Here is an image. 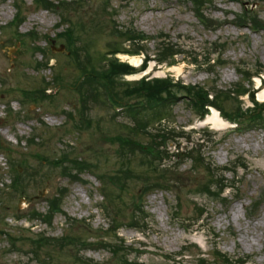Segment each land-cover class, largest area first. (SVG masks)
I'll return each instance as SVG.
<instances>
[{
    "label": "rangeland",
    "instance_id": "rangeland-1",
    "mask_svg": "<svg viewBox=\"0 0 264 264\" xmlns=\"http://www.w3.org/2000/svg\"><path fill=\"white\" fill-rule=\"evenodd\" d=\"M243 1L247 7L253 4V12L264 22V3L255 0ZM19 3L26 9L25 20L19 31L25 34L30 31L38 32L40 38L35 44L45 48L46 52L44 55L41 52L33 53L34 39L27 34L23 35L24 39L17 35L13 27H9L16 13L15 3L13 0H0V77L6 80L5 84L0 81V91L7 88L12 90V93L0 99V140L5 147H10L7 152L0 147V264H81L83 259H92L93 264H118L119 255H112L110 250V244L115 241L117 234L113 230L110 234L106 232L109 220L105 219L104 212V206L109 205L113 211L115 204L122 210L120 217L123 216L121 221L124 223L118 236L127 245L133 246L134 253L131 257L140 255V262L171 264L172 262H161L164 260L163 255L175 254L184 245L193 244L198 247H192L193 255L184 257L183 264H197L198 253L208 254L214 242H218L219 248L229 255H249L253 257L249 264H264V203L252 218H247L245 214V207L249 205L250 199L264 194V130L252 127L236 130L233 124L224 130H215L211 125L199 121L187 103L180 100L175 105V126L184 127L186 130L194 129L197 133L192 132L191 142L186 138L180 139L179 143L177 140L171 141L169 148L172 151L178 148L177 144L183 150L191 146L193 141L198 142L200 138H205L200 144L203 145L206 156L217 165L224 166L236 156L247 159L248 168L238 171L239 191L228 197L227 206L221 201L198 194L207 173L201 171V168L194 172L190 167V160H185L170 177L178 185L174 193L162 188L143 191L140 181L126 184L124 190L119 192L116 185L109 188V181L108 185L101 183L97 174L88 170L83 176L87 182H73L63 177L60 170L51 167L50 161H43V154L49 156V159L56 157L63 149L61 141L74 142L73 149L76 154L88 160L94 161L97 153H102L103 156L108 154V162L105 161V156L100 164L98 162L108 179L113 173L112 169L118 166L115 151L119 144L112 142L113 137L116 134H127L131 120L123 114L114 117V109L102 102L96 106L94 104L90 110L92 126L86 125L82 131H76L68 125L69 118L63 111H80L75 92L78 88L74 87V83L81 73L75 69L67 50H58L59 41L49 42L44 37L49 35L52 39L59 32L56 25L60 22V15L58 12L38 8L34 0H19ZM104 4L114 18L107 14L103 18L105 26H85L77 31L81 38L78 45L93 42L89 44L90 49L86 45L88 52L81 51L83 58L89 51L93 52L90 54L97 55L105 52L111 44L123 41L119 32L126 27H133L150 36L160 32L169 33L175 42L189 50V53L178 56V63L173 66L175 69L151 61L147 70L141 72L148 77L171 75L185 83L206 87L215 83L217 88L226 89L241 78L236 71L237 64L252 66L258 60L264 64V31L254 33L250 29H241L232 24L234 14L242 11L239 0H216L214 5L207 8L209 17L223 22V26L216 31H209L207 26L201 24L191 2L187 0H87L86 7L72 13L75 12L74 17L78 11L82 15L90 11L96 13L95 10H101L98 14L104 13ZM115 27L119 29L118 33L115 32ZM224 40L230 41L223 55L228 63L213 72L204 57L205 49L216 41ZM148 43L147 49L153 58L156 41L150 40ZM49 47L55 49L51 51ZM194 56H199V62L192 59ZM49 60H52L49 67H35L38 61L46 63ZM96 63L99 65L100 62ZM131 64L135 65L133 62ZM57 73L64 80L61 86L53 79ZM141 73L129 75L125 80H138ZM254 82L256 88L258 79L255 78ZM40 86L49 88L50 97L34 102L21 92ZM234 100L238 104L241 99ZM243 100L246 104L250 103L247 97H243ZM10 101L14 112L20 111L24 114L25 119L22 122H16L15 117L9 118L13 113L6 112V103ZM230 102L225 104L230 110H234L235 107ZM208 133L215 143L209 141L206 135ZM32 136L37 138L30 146L28 143ZM148 137L143 135L141 139L147 141ZM136 163L137 161L133 162L134 168L138 166ZM29 172L33 173V177L28 180L26 191L15 192V175L22 178ZM225 177L231 179L232 174L228 173ZM61 187L67 188L63 213H58L52 224L45 223L36 216L31 217L33 210L45 212L48 209L47 199L62 189ZM103 187L111 193L115 204L103 198ZM176 193L183 198L179 208L183 217L181 221H175L172 217L177 205ZM229 193L230 190H227L225 195ZM237 196L240 200L235 201L234 197ZM194 203L207 208L208 214L205 216L208 219L207 224H210L208 227L218 234V238L208 227L198 229L202 220L198 225L195 223ZM141 204L146 206L152 222L149 228L139 231L130 228L127 223L131 205L138 207ZM42 234L52 237L72 235L91 242V245L85 248L79 244L60 246V249L58 246L43 247L40 262L32 254L28 238L21 237ZM12 236L16 237L17 248L11 247ZM97 242H101V245L93 247L92 243Z\"/></svg>",
    "mask_w": 264,
    "mask_h": 264
},
{
    "label": "trees",
    "instance_id": "trees-1",
    "mask_svg": "<svg viewBox=\"0 0 264 264\" xmlns=\"http://www.w3.org/2000/svg\"><path fill=\"white\" fill-rule=\"evenodd\" d=\"M198 10L206 3L211 2L212 0H202L198 3V0H192ZM53 6V3H51ZM95 23V21H94ZM97 25V24H96ZM121 37L124 40L129 41L131 44L134 45L132 49H127L122 47V45L115 44L111 50H108L104 53V55L100 54V65H98L94 58V54L87 53L85 59L81 57L80 51H87L86 46H81L78 51L73 52L74 60L77 64V69L83 73H90L96 74L101 76L102 78L107 79L109 84V90L118 95L119 99L123 100L126 97L132 96L133 98H140L145 101V105L142 109V112H147L148 110L153 111V115L151 120L149 118L141 119L140 116L142 115L141 110H132L128 112V115L136 120V125L132 129V132L137 135L139 132H148V129L154 123H161L166 117H169L171 111V103L176 98L177 94L185 90L188 95L191 97L194 103H199L200 107L203 108L206 101H209V91H205L202 87H190L184 86L180 84H176L172 81V79H154V80H142L135 83H122L119 80V89L117 86V77H122L126 73H131L134 71L132 67L128 64L120 63L116 58L109 57L108 55H113L116 52H130L133 54L139 53L143 48L140 44L148 39V36L144 33L135 31L133 28H127L122 32H119ZM68 38L71 35V31L69 30L68 34H66ZM160 36L168 38L167 35L161 34ZM161 46L158 47V60L159 62H168L172 64L175 62L174 54L177 50H174V44L171 43H160ZM88 87L80 86V93L83 96L82 101L87 102L88 99H93L95 101H100L99 97L101 96V91L99 88L93 84V81L88 79ZM124 85V86H123ZM127 85V87L125 86ZM123 86V87H122ZM241 85H239L240 87ZM246 91V90H245ZM231 93L226 95V98L233 99L234 97H230ZM215 104L220 105L218 102L221 98V95L215 94ZM92 100V101H93ZM222 102V100H221ZM151 104H156L151 106ZM84 107H87L84 105ZM261 117V116H260ZM259 118V120H261ZM131 132V133H132ZM160 134H156L155 137H159ZM129 137V136H128ZM120 142V157L122 159V165L119 168V179L120 181L127 180L126 174L133 173V169L130 168V163L132 162L134 156L139 152L140 154H144L145 157H149L150 155L147 154L145 151V146L137 143L135 139H132L130 135L129 138H125L124 136H119ZM142 158V163L145 164L146 160ZM61 161L65 168L67 166L66 163L73 164V167L69 169V174L72 175L73 170H79L78 165L83 163L78 157H72L70 153H63L61 157ZM149 171L156 172L155 165L150 163ZM162 173V171H160ZM74 176V175H72ZM215 257L225 261V257L220 254L218 251L214 252ZM203 263H206L205 260H201ZM228 264H232L229 259H226ZM217 264V262H216Z\"/></svg>",
    "mask_w": 264,
    "mask_h": 264
},
{
    "label": "bare ground",
    "instance_id": "bare-ground-1",
    "mask_svg": "<svg viewBox=\"0 0 264 264\" xmlns=\"http://www.w3.org/2000/svg\"><path fill=\"white\" fill-rule=\"evenodd\" d=\"M119 56L123 58V61L128 59L129 61L135 63V65H138L140 62V59H138L135 56H130V57L127 55H119ZM172 69H175V67H173ZM257 96L259 100L264 101V85L261 89H259ZM204 124H211L213 128L216 130H222V129L227 128V126H229L223 120H220V118L218 117V112L216 110H213V113L206 117V119L204 120ZM76 190H79V189L77 188ZM262 218H264V216Z\"/></svg>",
    "mask_w": 264,
    "mask_h": 264
}]
</instances>
